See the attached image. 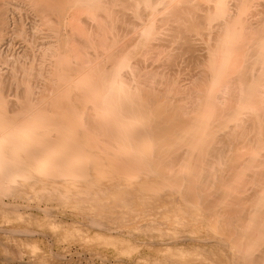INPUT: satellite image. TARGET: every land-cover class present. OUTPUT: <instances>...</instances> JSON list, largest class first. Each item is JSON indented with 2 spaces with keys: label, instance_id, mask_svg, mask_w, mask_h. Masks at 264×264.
Here are the masks:
<instances>
[{
  "label": "bare ground",
  "instance_id": "obj_1",
  "mask_svg": "<svg viewBox=\"0 0 264 264\" xmlns=\"http://www.w3.org/2000/svg\"><path fill=\"white\" fill-rule=\"evenodd\" d=\"M262 4L0 0V44L29 39L15 11L32 12L35 35H47L40 56L0 55L11 66L0 70V211L34 199L41 215L73 205L89 227L117 229L136 210L133 196L150 205L161 197L193 230L150 244L164 255L148 264H264ZM197 36L208 52L193 56L199 72L181 87V71L180 80L170 72ZM198 224L217 233L202 236Z\"/></svg>",
  "mask_w": 264,
  "mask_h": 264
},
{
  "label": "rangeland",
  "instance_id": "obj_2",
  "mask_svg": "<svg viewBox=\"0 0 264 264\" xmlns=\"http://www.w3.org/2000/svg\"><path fill=\"white\" fill-rule=\"evenodd\" d=\"M261 3H264V0H261ZM12 9H14V7H12ZM260 9L264 10L263 4H262V8L260 7ZM21 11L22 9L20 10V12ZM25 11L26 10L21 12L22 16L19 12L16 14L15 11V15L18 19L19 18L22 19L23 22L22 25L27 30L29 39L27 38L28 40L25 41L20 38L17 39L16 37L12 38L14 35L9 34L8 37L4 40V42L0 44V50H1L0 55L2 56L5 55V57H8L11 61H13V59L15 58H23V60L24 59L27 60V58L29 59V56L26 57V55H28V51L31 59L33 57L32 55L34 51L37 52L36 53L37 55L39 54L41 55V53L38 54V51H40V49L43 48V43L45 44L46 42L47 35H45L46 34L45 30H44L45 32L42 31L41 35H37V36L35 35V27L37 23L36 22L37 20L35 19H37V17H35V15H33L32 12H29L30 14L29 13L27 14V11L26 12ZM67 16L65 17L64 20L62 19V33H65L66 29L64 30V28H67V21H66L68 19ZM86 22L85 23L87 25L85 26L87 27L89 25H88V21ZM12 26L13 24H11V27ZM13 28L14 26L12 27V29ZM88 28H90V26ZM194 39H195L194 44L196 49V50L194 49L195 52L194 51L191 52L190 53L191 56L188 53L182 56L180 58L181 61L179 60V62L181 63H179L178 66H175L172 69V72H170L173 76L177 72L176 76L177 78L179 76V80H180V75H183L181 76V80H180V83L182 85L181 87L184 86L186 87L188 85L190 86L191 84H188L191 82L190 77L196 76L197 73L199 72L198 71L199 68L196 69V67H198L197 61L199 60H195L196 58L194 59V57H199V56L202 57L207 54L206 53L207 42H205V40L207 41V39L205 38V36L204 37L197 36L194 37ZM185 56L186 58L182 61V59ZM193 59L195 60L194 62L196 63L193 62ZM189 60L191 61L190 63ZM182 63L183 65L181 66ZM187 64L189 65L187 66ZM194 65L196 66L193 67L191 70H189V68ZM4 66L5 63L4 64L1 63L0 70L2 71V73L7 74L11 69V66L7 67V64L5 68ZM181 68L182 69L184 68L183 72ZM175 69L178 71H176ZM192 71H194L195 73ZM192 73L194 75H191ZM188 75L191 76L188 77ZM185 76L188 78L186 79ZM8 88L10 89L8 90ZM8 88H7L8 90L7 92L11 93L10 98H13L16 92V90H14L13 88L16 89V86L14 85V87L12 88V85H9ZM12 90H14L15 92ZM250 192H252V190H250L249 193ZM133 197L135 198L133 200L136 202V208H135L136 210L129 211V216L127 218L125 225L117 229L115 226H112L113 228L112 227L95 228L93 226H90L91 227L90 228L88 212L85 211L84 213V211L78 210V208L76 209V206L72 207L73 205L71 206L65 205L66 208H64L65 206L59 207L58 205L55 204L54 205L55 207H53L50 210V212H48V215L52 217L48 216L46 213L45 216L43 212H41L42 213L41 215L40 211L37 210L38 212H36V209L31 210L34 209L33 206L37 204L36 200L34 199H31L29 201L30 202L29 207L23 205L21 206V209L19 207V210L10 208L7 211H4V213L3 211H0V264H135V260L138 257L143 258V260L141 261L142 264H148L147 261L153 260L154 257L156 256L163 257L164 254L161 253H165L160 251L161 255H158L159 253L157 252H159L160 247L156 246L155 249V247L151 246L150 244L153 243L154 245H159L170 242L176 243L179 242L181 238L185 239L184 237L192 235V233H190V230L192 231L193 227L186 226L176 222V219L180 218L179 215H175L173 212L169 211V207L165 204V200L163 198L161 197L156 198L155 200H153V202L150 205L147 204L145 201L143 202L142 201L143 199H141L139 196L136 197L133 196ZM5 202L8 203L9 202L8 199H5ZM9 211L11 213H9ZM17 211L19 213H17ZM52 211L55 214L51 213ZM59 214L61 215L59 216ZM47 216L48 218H46ZM49 218H51L50 221L46 220ZM150 223L152 224V226H148ZM197 226L199 228L198 230L199 233L200 232H204V234L207 233L206 235H202V236L211 237L212 235H215V233H217L216 231L215 232L213 230L211 231L205 228L204 226L202 227L201 224H198ZM18 230L20 231L26 230L28 231V233L30 232L33 234L30 233L28 234L26 233V231L25 232L23 231L22 233L17 232ZM120 233L121 235H119ZM108 234H110L111 236L112 235L115 236L116 234L117 237L116 236L115 237L118 239H114L115 237L112 236L113 237L112 238ZM123 234L128 236L125 237ZM129 236L130 238H128ZM165 237H167L168 239ZM125 238L128 239L130 243L123 242L122 245L120 241ZM153 248L155 250H153ZM168 253L170 254V252ZM169 254L168 257H170ZM187 254L190 255H188L184 259L182 258L183 259L182 261L184 260L186 261L189 260L190 258H193L191 256L192 253H187ZM179 258L180 257H176V259H174L173 256L171 259L175 262L177 260L178 263H180ZM141 262L139 264H141ZM211 263L233 264L232 261H228V259L226 260V258L223 257L217 258L216 256H214V261H211Z\"/></svg>",
  "mask_w": 264,
  "mask_h": 264
}]
</instances>
